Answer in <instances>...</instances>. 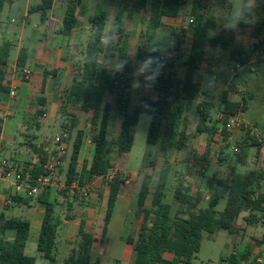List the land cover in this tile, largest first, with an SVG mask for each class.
<instances>
[{
  "label": "trees",
  "instance_id": "1",
  "mask_svg": "<svg viewBox=\"0 0 264 264\" xmlns=\"http://www.w3.org/2000/svg\"><path fill=\"white\" fill-rule=\"evenodd\" d=\"M53 0H41L37 10L41 12V19L50 9ZM223 1V0H222ZM3 0H0V7ZM183 0H121V4L115 13L111 27L105 33L107 17L100 12L89 19L90 35L86 42L84 59L78 69L77 77L72 84L64 90L63 100L60 108L66 112L68 107L81 110L84 113H91V125L93 126L92 142L94 143L93 157L89 168L84 165L80 173L76 170L77 154L80 147L81 131L77 130L72 143V152L68 160L65 185L71 186L77 183L78 186L96 176H105L113 168L109 159V134L107 130L110 112L115 109L121 115L119 134L114 141V150L118 158L116 164V175L108 182V194L103 214L102 236L105 234L107 225L113 212V208L123 184V172L128 153L131 150L139 115L144 113L150 115V122L146 135L148 147H156V155L162 158V164L153 191L151 187V175L144 174L136 196V204L142 213V220L139 227L138 240L133 247L132 264H190L199 251L203 233L213 234L217 231H226L229 234L236 233L240 227L235 223L241 212L247 211L264 214V170H248L239 173L231 167V182L227 190V200L222 211L218 212L216 202L211 201L206 208L197 209L202 200L201 193H192V186L182 177L176 179L173 187H170V174L172 166L168 163V157L174 149L181 150L186 146L187 134L184 128L179 129L181 119V105L179 99L186 102L195 101L200 94V87L195 78L197 69L203 60L206 52V59L210 74L216 66L214 56L217 51H228L230 61L244 66L248 61V55L241 47L232 46L233 33L218 31V34L208 39L207 31L216 25L207 17L204 12L202 0H195L190 10L193 17L191 27L192 39L188 58L185 62V73L176 84L170 77L160 76L154 85V95L147 96L144 89L133 91L130 88L132 76L111 75L107 70L100 69L99 64L109 57L118 55L126 56L128 34L123 20L131 17L134 13L148 8L149 19L145 30L151 31L152 35L162 26L163 18H174L178 15ZM257 20L251 25H241L238 34L248 35L257 38L264 28V4L256 9ZM62 25L63 33H68L74 24L73 8L68 9ZM116 29L113 42L107 46L101 42V37L110 33L112 28ZM141 34L140 41L146 36V31ZM175 42L173 51L179 52L184 43L183 32L174 34ZM10 44L3 43L0 46V66H5L8 61ZM27 49L19 51L16 60L18 68L25 67ZM128 67L125 70L128 71ZM54 70H44L43 79L54 76ZM142 79V78H141ZM2 70H0V96L9 93L8 83H5ZM136 94V103L130 111L132 94ZM107 93L113 95L114 107L111 103L105 102ZM249 97L251 95L247 93ZM227 92H222V110L227 116H232L245 108L239 102H232L227 98ZM40 106H44L45 99L42 96L37 98ZM210 104L203 101L198 106L196 133L205 134L212 138L218 129V123L210 122ZM35 118L43 116L40 109L34 110ZM70 123L64 124V128L73 130L77 126L75 115L69 113ZM0 116V130H1ZM34 126L39 129V122ZM224 138L227 132L222 130ZM250 144L239 145L237 153L238 164L244 165L247 156V147L257 146L258 142L252 139ZM30 148L35 155L34 163L26 162L22 169V179L28 185H34L37 178L45 172L43 166L47 160V146L33 143ZM147 150L141 164H145ZM170 189V201L166 200L167 189ZM50 188L43 189L37 195L38 203L44 208V216L41 223L40 233L37 239V251L49 263L53 262V249L57 233V222L54 218V202L50 198ZM150 196V207L144 206ZM250 216L246 218L250 222ZM2 229L13 232L12 240L0 238V264H35V258L24 253V247L28 239L29 223L20 218H9L3 222ZM77 247L72 251L65 261V264H92L90 263V251L93 242V235L86 231L84 222L80 221L77 231ZM132 244V239L126 240ZM257 245L264 244V232L261 239H255ZM164 253L172 255V259H165ZM248 252L237 256L230 254L226 258L227 264H248ZM96 264V263H93ZM249 264H255L251 261Z\"/></svg>",
  "mask_w": 264,
  "mask_h": 264
},
{
  "label": "rangeland",
  "instance_id": "2",
  "mask_svg": "<svg viewBox=\"0 0 264 264\" xmlns=\"http://www.w3.org/2000/svg\"><path fill=\"white\" fill-rule=\"evenodd\" d=\"M104 1V0H103ZM101 1L102 3H104ZM107 2V0H105ZM179 14L180 18L185 22V19L190 15L192 4L195 0H183ZM205 6L204 12L207 14L210 7V0H202ZM236 2V0H220L222 5H228L229 3ZM258 7L264 4V0H257ZM148 12L144 11L139 14L137 21H135V32L139 30L140 34L138 38L134 39L130 44L128 54L135 51V59L129 58V63L126 67L130 68L128 71L119 73L121 75H131L133 71V65L135 60H143L148 55H157V53H148L146 46L149 44H161L167 49L163 56H167L168 53L173 52V45L175 42L174 34H178L180 31L175 29V22L173 20L165 19L162 22V26L152 35L151 31H146V17ZM146 31V36L143 39V43L140 41L141 34ZM231 32V31H229ZM233 33L232 46L241 47L248 55V60H252L254 55L262 48H264V28L261 30L258 39H251L246 35H240L236 32ZM184 35V34H183ZM189 40L185 41L188 44ZM181 47V50L177 52L176 58H168L162 60L163 68L161 75L163 78L170 77L176 84L177 80H181L184 76L185 62L188 58L189 49L187 46ZM76 54V53H75ZM80 55V53H77ZM208 56V52L205 53L204 58ZM216 66L213 67V73L210 74L206 61L203 60L197 69V76L195 82L199 84L200 94L195 101L186 102L183 99H179L181 105V119L179 123V129L184 128L187 134L186 146L181 150L174 149L168 157V163L172 166V172L170 174V187L175 184L177 177L182 176L191 186L192 193H201L202 200L199 203L197 209L206 208L211 201L216 202L215 209L220 212L223 210L227 200V190L231 182L230 170L231 167L238 168L240 173H245L248 170H264V62L256 60L253 64V70L251 64H246L244 67L232 62L228 58V51H217L214 56ZM253 62V60H252ZM79 64L77 61L72 64L78 71ZM29 67L32 71L30 79L24 80L21 77L14 78L15 81H28L32 84H38L42 74V65L39 62H30ZM5 66H0V70L3 72L5 83H9L10 79L7 78L6 73L12 72V67L4 69ZM113 76V75H112ZM160 76L158 78H160ZM209 78L213 81L211 87L208 86ZM58 81V80H57ZM64 83H67L66 81ZM63 81H59L54 85L53 89L56 93V98L63 100V95L60 94V90L64 86ZM156 84V82H155ZM154 84V85H155ZM154 85L150 90H145L149 96L154 95ZM62 86V87H61ZM11 88V86H9ZM15 88V87H14ZM35 88L34 85L32 89ZM35 96L33 98V106L36 103V98L41 95L39 88L35 89ZM222 92H227L228 100L232 102H239L243 111L237 114L241 119L245 120L250 126L255 127L258 130V135L262 137V141L258 142L257 146L247 147L246 165L241 166L236 162L237 153L233 152L234 147H239L244 143L250 144L251 140L250 130L246 133L244 131L235 129L224 139L209 138L205 134L196 133L197 124V108L203 101L210 104V122L209 124L220 123L218 122L217 115L222 111L221 97ZM47 95L50 102H55L50 97V91ZM249 93L251 97L247 95ZM136 96L131 97L130 111L135 106ZM105 101L114 105L113 95L107 93L105 95ZM37 104V103H36ZM35 104V105H36ZM53 105V104H52ZM68 110V109H67ZM64 112L60 107L54 117L47 115L40 119L41 127L38 130L34 127L24 129L21 132L20 141L16 144L15 150H18L17 154H20L18 158L3 157L1 159L6 160L8 167L4 169V175L6 172H11L10 180L18 183H22V167L26 162H31L33 159V152L30 145L33 143L44 144L47 146V152H52L54 149V137L57 136L64 128V124L68 125L70 117L68 112ZM78 124L77 127L69 131V137L65 141L66 148L63 154L62 166L59 170L58 185H65L67 163L72 151V143L75 139L77 129L84 127L85 122L89 119L88 116L81 111L77 112ZM149 119H141L139 116L136 133L132 148L127 156L125 162V172H123V184L121 186V198L116 201L113 209L112 223L110 227V242L116 240L113 234L119 233L122 229L123 221L126 217L131 216L133 224L137 225L138 221L142 218V213L136 204V196L140 187V183L144 174H150L152 181L150 191H153L155 183L158 178V173L162 164L164 163L162 158L157 157L156 147H148L146 143V135L148 131L150 115L145 114ZM35 119V118H33ZM67 122V123H66ZM252 127V128H253ZM118 129V123L115 122L114 129L111 130L109 135V159L113 166L103 179L97 181L99 188L84 192L81 189L65 187V189L54 188L55 196L60 204L61 215L70 217L79 216L80 212H83V208L90 207L94 209L93 227L105 210V204L108 193L107 182L116 175L115 166L118 158L116 157L114 149V141L116 138ZM257 134V133H256ZM252 139L254 137L250 136ZM240 148V147H239ZM8 149L5 148L1 154H9ZM149 150L150 154L147 156L145 164L142 163V159ZM240 151V149H239ZM16 154V152H13ZM88 154V153H87ZM1 164V162H0ZM0 168H2L0 166ZM125 181H128L125 183ZM24 182V181H23ZM77 183H75L76 185ZM93 186V185H92ZM264 190V187H262ZM26 193V192H25ZM171 191L168 188L166 192V200L169 202ZM31 197L27 195V199ZM12 202V198H9ZM129 203V204H128ZM93 204V206H90ZM69 206V208H67ZM144 206L150 207V196L145 201ZM12 208L11 204L6 205V209ZM71 208V209H70ZM250 216V222L246 218ZM236 222L240 226V230L236 233L229 234L226 231H217L213 234L203 233L201 245L199 251L195 254L194 259L190 264H227L226 258L230 254L240 256L248 252V264L251 261L256 263L257 257H263L264 244L257 245L255 239H261L264 232V214L253 213L249 215V212L243 211L236 219ZM98 230L96 233H100ZM41 256V253L38 252ZM43 260V259H41ZM264 264V260L263 263Z\"/></svg>",
  "mask_w": 264,
  "mask_h": 264
},
{
  "label": "crops",
  "instance_id": "3",
  "mask_svg": "<svg viewBox=\"0 0 264 264\" xmlns=\"http://www.w3.org/2000/svg\"><path fill=\"white\" fill-rule=\"evenodd\" d=\"M101 1L103 0H53L50 9L46 11L45 18L42 20L41 12L37 10V6L40 4L41 0H3V3L0 7V46L3 43L10 44L8 61L4 69L12 67V71L16 70L18 68L16 66V60L18 58L19 51L22 48H26L27 55L25 67L30 69V62H39L42 65V74L38 84H32L28 81H15V79L12 77L11 71L6 73L5 75L8 79H10L8 87H15V96L10 97L8 94L0 96V116L2 119L0 130V159L5 156L18 158L20 156V154H17L18 150L13 151L16 152V154H13L12 150H15L16 144L20 141L19 137L21 136V132L24 129L33 127V121L34 123L37 121L40 124V119L42 117H47V115L54 117L56 115L58 108L61 106V101L60 98H56V93L53 90L55 88L54 85L60 79V81H63L62 85L66 84V86L64 87L65 89H67L72 84L73 80L77 77L78 71L72 64L77 61L78 63H80L78 66L80 67L83 62L86 42L90 35L89 19L100 12H104L107 17L105 27L106 33L107 30L111 27L113 17L121 4V0H107V2L104 0V3H102ZM70 8H73L74 24L68 31V33H63L65 29L62 25V21L65 14L67 13V10ZM144 11L148 12V16L146 17V21L148 22V8L134 13L131 17L125 18L123 20L125 29L128 34L126 56L128 54L130 44L133 43L134 39L138 38L140 34L141 30H139L137 33L135 32L134 23L135 21H137L139 14ZM190 16L191 15H189L188 18ZM188 18L185 19L184 22L182 18H180V14L178 13V15L174 18H163L162 22H164L165 19L173 20L176 27L178 21H183L184 23H186ZM175 29L178 30V28ZM250 38L258 39L259 35L257 38ZM191 39L192 33L190 30L186 33L184 37V43L181 47H183L185 41L189 40V43L184 46H187L190 51ZM77 53H80V55H77ZM207 57L208 56H206L205 58L203 57V60L206 61ZM120 58L123 59L125 57ZM44 70H54L55 75L49 76L44 80ZM65 81L67 83H64ZM33 85L35 88L32 89ZM37 88H39V92L41 94L39 96H42L45 99L44 106H40L38 104L37 98L39 96L36 98L37 104L34 103V106L32 105L33 98L36 92L35 89ZM65 89H63V87L61 88V95L64 94ZM48 90L50 91V97L54 99V101L56 99L55 102H50L49 97L46 93ZM133 95L136 96L135 92L132 94V97ZM112 106L114 107V105ZM35 109L42 110L44 113L43 116L36 119L33 113ZM67 109V112L74 114L75 119L77 120V112L81 110L71 107H68ZM84 114H86L89 119L85 122L84 127L82 126L80 129H77L81 131L80 147L77 154L76 165V170L78 173H80L81 168L84 165H86V168H89L94 152V143L91 139L93 134V126L91 125L90 121L91 113L89 112ZM115 122L118 123L116 134L117 138L121 124V115L115 109H113L110 112L107 126L109 135H111L110 131L114 129ZM40 127L41 124L39 126V129ZM39 129L36 130L39 131ZM253 130L258 134L257 128L253 127ZM260 138L262 141V137ZM5 148L8 149L7 151L9 154H1V152ZM32 155L33 159L31 160V163H34L36 161V158L34 154ZM245 165L246 162L241 166ZM236 171L240 173L238 168H236ZM9 177H11V173L8 176L0 175V238H4L7 240H12L13 238V232L11 230L2 229L3 222L6 219L20 218L26 220L29 223V234L26 245L24 247V253L28 256L34 257L35 264H65L67 258L77 247V231L80 221L84 222V228L86 229V231L90 232L95 239L90 251V263L132 264L133 247L138 240L139 227L142 218L138 221L137 225H134L132 217H126L123 221L121 231L115 234L112 233V235L116 237V240L110 242V227L112 223L113 212L107 225L106 232L102 236L103 215L99 219H97V222L94 223V227V209L90 208L89 206L83 208V212H80L79 216L77 215L75 217H70L61 215V206L55 196L54 188H50V198L54 202V218L58 226L55 246L53 249V262L49 263L46 259L43 258L42 254L40 256L37 251V239L40 233L41 223L44 216V208L38 203L37 196L29 195L31 197L27 199V187L29 186L27 183L23 181L22 183L14 182L10 180ZM103 178L104 176H96L85 183H89L90 188L92 190H95L96 187H100L97 185V181H100ZM121 194L122 193L120 189L116 201L121 198ZM9 198H12V202L10 203L12 205V208L6 209V205H3V203ZM90 206H93V204H90ZM67 208H69V206H67ZM235 223L238 225L236 220ZM98 230L101 231L99 234L96 233ZM129 238L132 239V244L127 243L126 240ZM163 257L165 259H172V255L169 253H164Z\"/></svg>",
  "mask_w": 264,
  "mask_h": 264
},
{
  "label": "clouds",
  "instance_id": "4",
  "mask_svg": "<svg viewBox=\"0 0 264 264\" xmlns=\"http://www.w3.org/2000/svg\"><path fill=\"white\" fill-rule=\"evenodd\" d=\"M258 7L257 0H236V2L222 5L220 0H210V7L207 17L216 25L207 31L208 39L214 38L218 31H231L238 33L241 25H251L256 22V9ZM116 29L113 27L110 33L101 37L103 45L107 46L113 42ZM148 53H157V55H148L143 60H135L133 71L131 73L132 80L130 88L135 91L139 89L150 90L161 75L163 62L161 57L167 49L161 44H149L146 46ZM129 58L135 59V51L120 58V56L109 57L106 61L99 64L100 69L107 70L109 74L116 75L123 73L125 67L129 63ZM142 78V79H141ZM213 81L209 78L208 86L211 87ZM141 119H149L144 113Z\"/></svg>",
  "mask_w": 264,
  "mask_h": 264
},
{
  "label": "built area",
  "instance_id": "5",
  "mask_svg": "<svg viewBox=\"0 0 264 264\" xmlns=\"http://www.w3.org/2000/svg\"><path fill=\"white\" fill-rule=\"evenodd\" d=\"M193 24V17L190 16L187 20L186 23H184L183 21H178L176 28H178L179 31H182L183 34L186 35V33L188 31L191 30ZM184 35V36H185ZM177 53H173L170 52L167 54V56H162L161 59L165 60L168 58H176ZM253 60V62H252ZM252 60H248L246 64H251V69L253 70V64L255 63L256 60H261L262 62H264V48L260 49L253 57ZM31 76V71L30 69L23 67V68H17L16 70L12 71V77L16 78V77H21L24 80H29ZM8 95L10 97H14L15 96V88L13 86H11V88L9 89V93ZM217 119L218 122L220 123V128L217 129V131L215 132V134L213 135V139H224V136L222 134V130H225L227 133L232 132L235 129H239L244 131V133H246L248 130H250V136L254 137L255 140L257 141H261V138L258 134H256L257 132H255L253 130L252 127H249L250 125L243 119L240 118V116L238 114L232 115V116H227L223 110L217 115ZM69 129L68 128H63V130H61V132L54 137V149L52 152H48L47 153V160L43 166V170H44V174L40 175L37 180L36 183L34 185H29L27 187V192L28 195L31 196H37L39 194L40 191H42L43 189L46 188H57L60 189L59 187H61L62 185H58V182H56L58 180V175H59V170L62 166V158H63V154L66 148V144L65 141L67 140V138L69 137ZM234 153H238L239 152V147H234L233 149ZM0 166L2 168H0V175H4V169L5 167H8V164L6 162V160L4 159H0ZM9 168V167H8ZM11 172L8 171L6 172V176H8ZM128 181H125V183H127ZM65 187H68L66 185L62 186L63 189H65ZM70 188H75V189H81L84 192H88L90 190V185L89 183H85L83 184L81 187L78 186V184L75 185V183H73L71 186H69ZM263 187H264V183H263ZM264 191V190H263ZM11 201L10 199H7L4 201L3 205H8L10 204ZM264 260V254L263 257H257L256 258V263L257 264H261L262 261Z\"/></svg>",
  "mask_w": 264,
  "mask_h": 264
}]
</instances>
